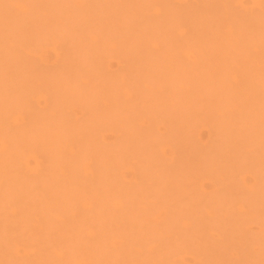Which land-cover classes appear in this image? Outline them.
Returning a JSON list of instances; mask_svg holds the SVG:
<instances>
[{
  "label": "rangeland",
  "instance_id": "1",
  "mask_svg": "<svg viewBox=\"0 0 264 264\" xmlns=\"http://www.w3.org/2000/svg\"><path fill=\"white\" fill-rule=\"evenodd\" d=\"M262 262L261 0H0V264Z\"/></svg>",
  "mask_w": 264,
  "mask_h": 264
},
{
  "label": "snow or ice",
  "instance_id": "2",
  "mask_svg": "<svg viewBox=\"0 0 264 264\" xmlns=\"http://www.w3.org/2000/svg\"><path fill=\"white\" fill-rule=\"evenodd\" d=\"M261 6L264 7V0H261ZM264 264V262H262Z\"/></svg>",
  "mask_w": 264,
  "mask_h": 264
},
{
  "label": "bare ground",
  "instance_id": "3",
  "mask_svg": "<svg viewBox=\"0 0 264 264\" xmlns=\"http://www.w3.org/2000/svg\"><path fill=\"white\" fill-rule=\"evenodd\" d=\"M22 9H24V8L22 7Z\"/></svg>",
  "mask_w": 264,
  "mask_h": 264
}]
</instances>
